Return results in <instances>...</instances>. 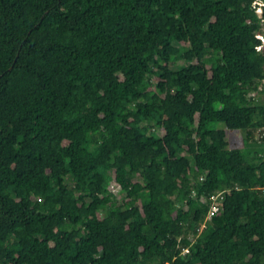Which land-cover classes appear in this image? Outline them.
<instances>
[{
    "label": "trees",
    "instance_id": "obj_1",
    "mask_svg": "<svg viewBox=\"0 0 264 264\" xmlns=\"http://www.w3.org/2000/svg\"><path fill=\"white\" fill-rule=\"evenodd\" d=\"M262 27L264 0H0V264L264 263Z\"/></svg>",
    "mask_w": 264,
    "mask_h": 264
},
{
    "label": "rangeland",
    "instance_id": "obj_2",
    "mask_svg": "<svg viewBox=\"0 0 264 264\" xmlns=\"http://www.w3.org/2000/svg\"><path fill=\"white\" fill-rule=\"evenodd\" d=\"M259 12H262V10L260 9ZM260 32L263 34L264 33V27H262V29L260 30ZM174 63H170L169 64V69L171 70V66H173ZM114 74H112L113 76ZM159 86V84H158ZM257 97H260V99H262L264 101V94H261L260 91L258 93V96ZM231 135V137L229 136ZM242 135H244V133L242 134L240 131H237V130H234V131H228V137H230V147H234V148H237V147H243L244 144L241 140H239L238 138L242 137ZM264 136V129L261 128V129H255L254 130V133H253V138L252 139V143H260L261 142V138ZM119 186L118 184H116L115 182H113V184H111L110 186V189L111 190H114V189H117ZM133 200L129 199V200H125L124 201V204L128 203L131 204Z\"/></svg>",
    "mask_w": 264,
    "mask_h": 264
},
{
    "label": "built area",
    "instance_id": "obj_3",
    "mask_svg": "<svg viewBox=\"0 0 264 264\" xmlns=\"http://www.w3.org/2000/svg\"><path fill=\"white\" fill-rule=\"evenodd\" d=\"M259 10H260V9H259ZM260 14H261V12H260ZM259 37H260V39H262V40L264 41V35H263V34L259 33ZM262 48H263V47H262ZM211 200H212V205H211V207H210V209H209V211H208L207 219H211V217H212L215 213H217V212L219 211L220 206H221V204L223 203V200H224V191H219L218 193L212 195V196H211ZM201 227H202V228H200V229L198 230V233H199V234L202 232V229L204 228V225H202ZM194 241H195V240L193 239V242H194ZM189 252H190V248H189V246H187V247H183V248H182V253H183V254H187V253H189ZM262 264H264V263H262Z\"/></svg>",
    "mask_w": 264,
    "mask_h": 264
},
{
    "label": "clouds",
    "instance_id": "obj_4",
    "mask_svg": "<svg viewBox=\"0 0 264 264\" xmlns=\"http://www.w3.org/2000/svg\"><path fill=\"white\" fill-rule=\"evenodd\" d=\"M259 9H261V10H262V8H258V13L260 14V12H259ZM262 12H263V10H262ZM262 12H261V14H262Z\"/></svg>",
    "mask_w": 264,
    "mask_h": 264
},
{
    "label": "crops",
    "instance_id": "obj_5",
    "mask_svg": "<svg viewBox=\"0 0 264 264\" xmlns=\"http://www.w3.org/2000/svg\"><path fill=\"white\" fill-rule=\"evenodd\" d=\"M191 237H192V236H191ZM193 237H194V236H193ZM193 239H194V238H193ZM193 239H192V240H193Z\"/></svg>",
    "mask_w": 264,
    "mask_h": 264
}]
</instances>
